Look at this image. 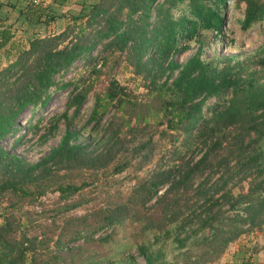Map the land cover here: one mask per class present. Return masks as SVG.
<instances>
[{"label":"trees","instance_id":"1","mask_svg":"<svg viewBox=\"0 0 264 264\" xmlns=\"http://www.w3.org/2000/svg\"><path fill=\"white\" fill-rule=\"evenodd\" d=\"M226 1L97 0L83 14L69 15V23L59 33L28 35L25 47L11 39L9 28H0V50L12 57L0 67V141L16 133L26 109H43L52 91L69 86L55 82L54 77L67 72L75 61L93 60V50L98 55H123L133 73L147 81L148 92H155V108L148 107L137 117L139 121L148 124L151 118L155 127L163 122L166 131L177 132L172 140L181 136L180 149H171L166 164L158 161L151 174L131 188L127 205L117 204L110 211L96 213L93 225H86L84 216L75 219V228L61 235L65 239L55 240L54 253L41 255L34 247L35 238L17 235L22 226L13 214L17 208L2 215L0 264H133L131 251L144 264H212L239 236L261 228L264 83L259 80L264 76V56L247 68L205 62L200 51L183 63L174 60L201 32L219 33L223 24L220 8ZM241 1L242 29L264 19V1ZM3 7L29 27L54 19L48 8L25 0L0 1V11ZM77 18L82 19L79 25ZM85 95L82 87L69 95L67 109L71 113L62 115L64 134L37 163L25 164L0 148V172L4 176L0 195L9 191L17 199H32L42 193L39 184L48 180L52 167L96 170L114 161L119 145L116 133L107 135L102 147L93 152L71 143L75 133L70 132L68 120L75 117ZM225 95V104L207 107L210 99ZM95 102L122 108L129 100L124 88L110 80L102 95L95 96ZM204 108L207 114H203ZM107 126L109 130L113 123ZM191 149L197 151L196 159L184 160L182 150ZM150 150V141L132 149L140 159L138 168L146 164ZM126 165L123 162L112 170L119 173ZM244 182L245 191L241 187ZM77 189L64 186L60 192L65 195ZM104 227H112L111 235L100 239L106 246L104 253L81 258L75 255L80 248L67 247L82 233L92 237ZM116 230L122 234L118 244L113 238ZM166 246L175 253L169 261Z\"/></svg>","mask_w":264,"mask_h":264},{"label":"rangeland","instance_id":"2","mask_svg":"<svg viewBox=\"0 0 264 264\" xmlns=\"http://www.w3.org/2000/svg\"><path fill=\"white\" fill-rule=\"evenodd\" d=\"M48 1L37 0V4L46 7ZM91 2L92 0H52L51 6L54 10L50 9V12L54 14V19L36 27L20 23L15 13L7 14L3 10L0 13V28H9L11 39L19 40L18 43L25 47V38L28 35L44 37L59 33L65 23H69L70 20L67 21L69 15L83 14ZM243 9L244 4L241 0H227L220 8L223 24L219 33L201 32L187 43L185 52L174 56V60L183 63L196 51H200V58L205 62H211L219 67L228 64L247 68L255 59L264 56V19L242 29ZM75 21L79 25L82 19L77 18ZM96 52L93 50L90 53L94 57L90 62L75 61L67 72L55 76V82L70 85L52 91L43 109L35 111L26 109L20 118L16 133L0 141V148L4 152L19 157L25 164L37 163L58 145L65 131V120L62 115L65 113L68 117L71 113V109H67V98L74 93V89L81 87L86 89L85 98L75 117L67 119L70 132L75 133L71 143L83 145L87 151L93 152L102 147L107 135L116 133L119 137V145L116 146L117 151L113 156L114 161L107 167L87 170L55 166L51 168L48 180L43 181L42 185L39 184L43 191L37 197L17 199L16 195L9 191L0 195V221L2 215L17 208L18 211H14L13 214L22 223L17 235L23 234L28 239L35 238L34 247L41 255L55 252V240L60 239L64 232L75 228L77 224L75 219L84 216V223L93 225L97 221L94 217L96 213L110 211L117 204L127 205L125 203L129 199L131 188L148 177L158 161L166 164L168 153L173 147L179 148L181 136L178 135L176 140H172L177 135L176 131H166L163 122L161 126L155 127L151 125V118H148V124L137 118L146 113L148 107L154 109L157 102L153 99L155 92H148L147 81L133 73L132 68L124 62L123 55L117 53L98 55ZM229 57L231 58L227 60ZM8 61H12V57L8 58L0 50V67L7 65ZM260 79L259 83H264V76ZM110 80L124 88L126 98L129 100L126 106L118 108L101 102L96 104L95 96L102 95ZM162 80L163 78L160 82ZM227 98V95L213 98L206 105L220 106L225 104ZM202 112L208 113L206 108ZM91 116L95 118L91 119ZM110 122L113 126L106 130ZM29 124L32 128L28 126ZM147 141H150L151 147L148 160L138 168L140 159L132 154V149ZM197 155L194 149L182 150L181 153L184 160L196 159ZM123 162L127 163L126 167L121 172L114 173L113 167ZM3 179L4 176L0 172V185ZM241 185L245 191L247 184L244 182ZM64 186L78 189L61 195L60 190ZM232 192L236 193V190L233 189ZM111 233L112 227H104L92 237L82 233L78 240L72 242L70 246L68 243L66 245L74 249L80 248L75 255L87 258V255L104 253L106 246L100 244V239L108 238ZM114 234L113 238H117L115 244H118V238L122 234L118 233V230L114 231ZM64 239L65 236L60 241ZM87 240L90 244H87ZM67 247L65 246L66 249ZM164 250L165 258L169 261L175 253L172 247ZM131 256L134 258L133 264H144L135 251H131ZM219 259L212 264H218Z\"/></svg>","mask_w":264,"mask_h":264},{"label":"crops","instance_id":"3","mask_svg":"<svg viewBox=\"0 0 264 264\" xmlns=\"http://www.w3.org/2000/svg\"><path fill=\"white\" fill-rule=\"evenodd\" d=\"M0 1L4 3H11V0ZM96 1L97 0H92L89 4L91 5ZM29 2L37 4V0ZM51 5L52 0H49L45 8H48L49 14L54 17V14L50 12V9L54 10ZM3 10H5V13L7 14H12V12H10V10L6 7H3L1 11ZM17 41L19 42V40ZM218 264H264V224L258 230L241 236L234 243H232L223 253V256H221Z\"/></svg>","mask_w":264,"mask_h":264}]
</instances>
